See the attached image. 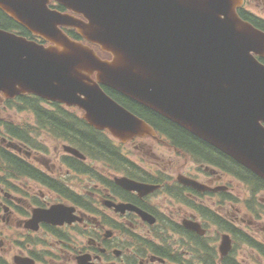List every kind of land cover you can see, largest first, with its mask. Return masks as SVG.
<instances>
[{
    "label": "water",
    "instance_id": "water-1",
    "mask_svg": "<svg viewBox=\"0 0 264 264\" xmlns=\"http://www.w3.org/2000/svg\"><path fill=\"white\" fill-rule=\"evenodd\" d=\"M52 1L82 16L49 8ZM243 0H0V10L48 45L0 29V93L77 106L124 142L155 130L106 86L221 150L264 179V32L238 14ZM75 28L110 55L70 39ZM125 180V179H123ZM122 181V180H119ZM124 186L141 190L135 182ZM63 205L29 226L72 223ZM228 238L223 248L228 251ZM18 264H33L17 258Z\"/></svg>",
    "mask_w": 264,
    "mask_h": 264
},
{
    "label": "flooded vegetation",
    "instance_id": "flooded-vegetation-1",
    "mask_svg": "<svg viewBox=\"0 0 264 264\" xmlns=\"http://www.w3.org/2000/svg\"><path fill=\"white\" fill-rule=\"evenodd\" d=\"M238 12L245 21L264 32V0H243ZM29 98L20 96L15 101ZM0 103L3 106L0 108V169L5 173L0 176V217L12 228H23L27 240L34 236L56 240V245L50 244L40 257L26 243L18 249L13 264L16 257L30 258L35 264H247L245 259H240L244 250H235L237 243L250 248L254 264H264V238L258 235L257 225L260 220L264 221V213L260 211L264 208V180L223 153L228 159L217 158L216 153L207 158L205 153L178 145L167 135L169 140L158 141L163 147L158 149L159 153L144 149L147 154L143 156H151L153 160L143 156L141 160H134L122 148L139 149L136 146L139 140L121 145L105 136L116 155L102 154L99 162L119 172H108L106 168L102 172L97 169L98 165L92 166L67 151L72 146L80 148L68 134L61 138L55 136L57 131L48 132V127L34 128L41 122L37 115L38 122L26 111L32 122L3 121L2 112L9 108L4 106L7 102L1 96ZM42 105L43 110L54 113L68 110L48 103ZM44 133L56 141L52 148L47 137H42ZM13 158L26 168L19 167ZM81 176L97 180L85 194L73 187L77 180L72 179ZM119 178L159 189L129 191L121 187ZM22 180L31 183L27 185L31 190L20 187L17 181ZM232 180H240L249 192L245 209L240 207L236 196L239 191L231 187ZM77 187L82 185L77 183ZM39 188L46 189L55 199ZM55 204L75 207L82 223L60 226L40 222L37 229L35 225L29 226L35 210L49 209ZM248 217L252 233L243 232L240 227ZM161 226L172 234L164 237L147 234L145 238L139 233L143 227L151 231ZM23 236L18 234L19 238ZM225 238L230 242L228 251L223 248ZM0 244L3 243L0 241ZM5 263L0 257V264Z\"/></svg>",
    "mask_w": 264,
    "mask_h": 264
},
{
    "label": "trees",
    "instance_id": "trees-1",
    "mask_svg": "<svg viewBox=\"0 0 264 264\" xmlns=\"http://www.w3.org/2000/svg\"><path fill=\"white\" fill-rule=\"evenodd\" d=\"M0 28L18 31L24 36L31 37V34L28 31L16 24L1 10ZM69 33L73 38L79 39V36L75 31H70ZM104 90L121 105H123L139 117L145 119L155 128L159 129V131L163 134L169 135L176 144L188 147L189 149L198 152L199 154L205 153L207 158L213 157L214 153H216L217 155L215 157H225L226 159H228L218 150L203 142L199 138L195 137L175 123L127 99L126 97L118 94L113 90H110L108 88H104ZM41 104L42 101L40 99H36L22 101L19 106L25 109L32 110L39 117L43 126L49 127L53 132L57 131L59 133H56L55 136L66 138L68 134L71 137V140H76V144L81 149L87 151L89 150L88 152H90L91 154L102 155L110 153L112 155H116L115 150L111 147L106 137L102 134L92 131V129H90L80 118L75 116L74 113L66 111L64 109L60 110L58 113H54L53 111H45L41 108ZM14 161L19 164V167L21 166L23 168H26L24 163H22L21 161L17 159H14ZM257 182L259 184L262 183V181L260 180H257Z\"/></svg>",
    "mask_w": 264,
    "mask_h": 264
},
{
    "label": "rangeland",
    "instance_id": "rangeland-1",
    "mask_svg": "<svg viewBox=\"0 0 264 264\" xmlns=\"http://www.w3.org/2000/svg\"><path fill=\"white\" fill-rule=\"evenodd\" d=\"M9 107V106H8ZM30 113V112H28ZM28 113H21L20 110L18 109H11L9 108L8 112H3V114L5 115V117L8 118L9 121L15 122V123H24L23 121H31L33 120V118L30 116V114ZM43 138L47 137L46 141L49 144V147H51L52 145H56V141L54 139H52V137H50L49 135H46L44 133V135L42 136ZM62 143H60L61 145ZM137 147H139V149L135 148V146H129V147H125L122 148L123 151L125 153H127L129 155V157H131L132 159H137V160H141V156H145V151L144 149H151V150H155L156 153L159 150H162L163 147H160V143L156 142L150 138H147L145 140L140 141L138 144H136ZM52 148V147H51ZM165 150V149H164ZM122 151V152H123ZM123 152V153H124ZM143 156V157H144ZM148 157V158H146ZM144 157L145 159H151L153 160V158L151 156H146ZM147 163V161H146ZM97 169H100V171H104V169L106 168L108 170V172L112 171V173L115 172H119L115 170V168H110L108 166H106L105 162H98L97 164ZM149 165V164H148ZM3 170L0 169V176H3ZM5 176V175H4ZM72 180H77L75 181V186L73 185L75 190H78L80 193L85 194V191L87 189H89V187H93V182L97 183V180L95 178H87L84 176H81V178L79 179H72ZM70 180V181H72ZM240 180H232L231 182V187L233 188H237V190L239 192H237L238 194L236 196L239 197L240 199V207L241 208H246V201L249 198V192L248 190L245 188V186L243 185L242 182H239ZM14 183H16V181H13ZM18 184L20 185V187L24 190V191H29L31 190V188H28L27 185H30L31 183H29L26 180H22V181H17ZM77 183H80V185H82V187H77ZM32 186H34L33 182H32ZM240 186V187H239ZM244 186V187H243ZM35 187V186H34ZM44 193L49 194V197L52 198L51 193L48 192L46 189H41ZM95 192V191H94ZM54 197V196H53ZM55 199V197H54ZM96 205H98L97 203H94ZM98 207V206H97ZM97 207H94L97 209ZM260 211L264 213V208H260ZM17 218H19V216H17ZM250 217L246 218L245 223L243 224L241 222V229L243 232H248V233H252L253 229H250L248 226V221H250ZM261 222H258V228L260 229V233L258 234L259 236H261L262 238H264V232H263V227H264V221L260 220ZM129 228V227H128ZM131 228V227H130ZM151 228L149 227H143L139 229V233L142 234L143 237L146 238L145 235L147 234H159L162 235V237L167 236L168 234H172V232H170L171 230H168L167 227H163L161 226L160 228H156L155 230L152 229L150 231ZM252 230V232L250 231ZM18 234H23L24 236L19 238ZM26 231L23 228L17 229V228H12L11 226H9V224L6 223V221H2L1 217H0V241L3 243L2 245L0 244V257H2L6 263L5 264H13V258L15 256L18 255L19 248H24V246L26 245V243L30 246L28 249L31 250L32 253H34L35 255H37V257H40L41 255H44V251L46 249H48L50 247V244L53 243V245H56V240L50 237H45V240H42L40 237L34 236L30 239L27 240L26 238ZM79 238H81L79 236ZM151 240H156L155 238H151L149 237ZM158 241V240H156ZM88 242H86L85 244H87ZM238 244V243H237ZM236 244V248L235 250H244V254H241V260L245 259L247 264H254V259H252L249 255V250L250 248L246 245H237ZM12 248V249H10Z\"/></svg>",
    "mask_w": 264,
    "mask_h": 264
}]
</instances>
